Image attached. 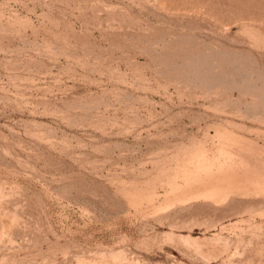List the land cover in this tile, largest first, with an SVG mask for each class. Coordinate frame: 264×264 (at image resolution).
<instances>
[{
    "label": "rangeland",
    "instance_id": "rangeland-1",
    "mask_svg": "<svg viewBox=\"0 0 264 264\" xmlns=\"http://www.w3.org/2000/svg\"><path fill=\"white\" fill-rule=\"evenodd\" d=\"M0 264H264V0H0Z\"/></svg>",
    "mask_w": 264,
    "mask_h": 264
}]
</instances>
